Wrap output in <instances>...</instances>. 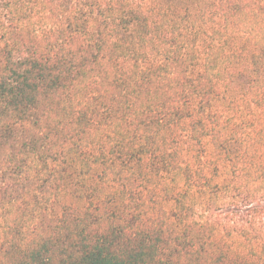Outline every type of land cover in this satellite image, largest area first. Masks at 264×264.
Segmentation results:
<instances>
[{
    "label": "trees",
    "instance_id": "16d2710c",
    "mask_svg": "<svg viewBox=\"0 0 264 264\" xmlns=\"http://www.w3.org/2000/svg\"><path fill=\"white\" fill-rule=\"evenodd\" d=\"M0 264H264V0H0Z\"/></svg>",
    "mask_w": 264,
    "mask_h": 264
}]
</instances>
